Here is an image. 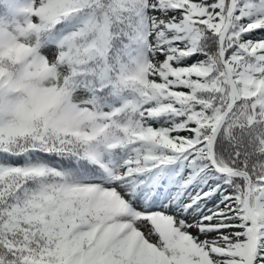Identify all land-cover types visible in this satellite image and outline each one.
Masks as SVG:
<instances>
[{"label": "snow or ice", "instance_id": "1", "mask_svg": "<svg viewBox=\"0 0 264 264\" xmlns=\"http://www.w3.org/2000/svg\"><path fill=\"white\" fill-rule=\"evenodd\" d=\"M0 264H264V0H0Z\"/></svg>", "mask_w": 264, "mask_h": 264}]
</instances>
